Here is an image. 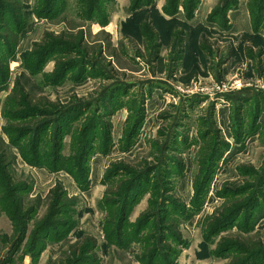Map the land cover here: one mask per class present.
<instances>
[{
	"label": "rangeland",
	"instance_id": "obj_1",
	"mask_svg": "<svg viewBox=\"0 0 264 264\" xmlns=\"http://www.w3.org/2000/svg\"><path fill=\"white\" fill-rule=\"evenodd\" d=\"M1 1L7 30L19 41L13 54L0 48L5 65L0 137L15 157L17 190L8 201L0 200V264H264V11L258 30L251 16L256 17L258 0H248L251 27L238 34L231 33L229 11H222L237 0H219L207 16L219 29L199 28L200 35L193 31L192 48L190 42L188 47L176 44L177 30L186 32L188 24L175 20L177 13L164 14L167 0L161 10L155 0H105V24L86 20L81 0ZM12 4H19L21 13ZM125 7L131 15L120 20ZM42 10H52V16L39 17ZM215 13L224 14L218 22L211 21ZM111 21L110 32L105 31ZM156 25L170 32L166 43ZM47 33L70 34L67 41L83 33L90 54L81 58L76 53L81 51L71 47L57 49L69 54L52 50L37 67L31 54L40 50ZM172 35H178L176 41ZM127 40L136 47L132 57L126 53ZM176 47L190 49L185 62L194 57L193 74L188 83L174 79L176 86H164L156 99L148 83L173 78ZM159 57L164 58L160 63ZM67 61L80 66L54 81L51 75ZM17 83L34 102L49 103V115L34 121L72 124L61 125L60 156L79 164L77 175L87 178V190L66 170L45 167L54 149V129L43 133L44 158L38 166L25 160L35 149L28 144L32 135L13 142L21 121L6 111L14 108L9 97ZM119 85L129 87L121 88L125 91L119 96L126 106L112 110L110 97ZM235 115L246 129L238 137ZM99 123L94 138L89 128ZM247 128L254 130L247 134ZM144 172L145 179L138 176ZM134 176L135 181L152 178L136 202L138 188L131 195L119 194L122 183ZM191 207V214L183 212ZM241 208L240 215H233ZM218 224H223L220 230Z\"/></svg>",
	"mask_w": 264,
	"mask_h": 264
},
{
	"label": "trees",
	"instance_id": "obj_2",
	"mask_svg": "<svg viewBox=\"0 0 264 264\" xmlns=\"http://www.w3.org/2000/svg\"><path fill=\"white\" fill-rule=\"evenodd\" d=\"M262 1H264V0H258L257 4L254 6L256 9V12H257V14H256L257 18L255 16H253L251 13L253 27L256 30H258V28L260 26V21L263 18L264 2L262 3ZM81 3L83 4L82 5L83 8H82L81 13H82V16L86 20L98 21V23H100V24H105L107 22L106 15H104L102 13L105 10L104 9V6L106 5L105 0H81ZM234 3L235 2L232 1L228 5L223 7L222 11L224 12V14H226L229 11V9L234 5ZM197 4H198V0H167V6L164 8V14L168 17H173V14L178 13L179 6L181 5L184 12L186 13L185 14L186 19L191 21L194 17V13H195ZM11 7H12L13 11H16L17 13H21V6L19 4H17L16 6L12 4ZM250 7H251V5H250ZM100 8H101V11L99 10ZM46 11L47 10H42L41 12H39L38 13L39 17L48 16L52 10H50L49 12H46ZM5 13H6V8H5L4 3L1 1L0 2V48L2 46H4L5 50L7 51V54L10 55V54L14 53V51H15L14 47L18 44L19 39H18L16 33H14L10 29L7 30L8 29L7 24H6L7 20L4 17ZM7 13H8V11H7ZM224 14L219 15V14L215 13L213 18H211V21L218 22V19H220V17L223 16ZM50 15L52 16V14H50ZM162 19L166 20L164 17H162ZM172 21H175V20L171 19L169 22H172ZM155 27H156L158 33L164 31L163 42L166 43L165 35H166V32L168 31V29L166 28L163 30L158 25H156ZM168 33H170V32L168 31ZM82 35H83V33H81V35H80L81 38L80 39L78 38V40H76V38L74 37L72 40L67 41L66 37H68V36L71 37V36H70V34L63 33L62 35H59L58 37H60V38L64 37L66 41L63 40V42L62 41L59 42V39H57L58 37H55L54 35H51L48 33L45 34L44 41H43L42 45L40 46V50L34 52L35 54H33V53L31 54L33 56L34 60L38 64L36 66L40 67L42 65L43 61L45 60V57L50 53L49 51H52V50L56 51L57 49H62L65 47H67V49H69V47H71V49H73V50L78 49V51H81V52H76V50H75L76 53H80L81 58L88 56L90 53L88 52V49L85 45V42H84ZM137 35L142 36V32L139 30L137 32ZM144 35H147V33H144ZM152 35H154V34H152ZM178 35H179V39H178V43L176 42L177 45L182 44V41H183V37H182L183 33H179ZM178 35H176V36L172 35L173 38L175 39V41L178 38ZM98 42H99L98 47H100L101 49H104V41H100L98 38ZM153 44L156 45L157 49L160 46V44L158 42H155ZM108 45L111 46L110 43H108ZM38 46L39 45H36V47H38ZM58 52L68 53V54L70 53V52H63V51H58ZM84 64L87 65V63H85V62H84ZM79 66H80V64H76V62L70 63L69 61H67V63L59 64L57 67V70L51 76H52V78H54V81H59L64 77V75L67 73V71L69 69H76ZM4 69H5V65H4L3 60L1 59V54H0V79L1 80H3L5 78ZM35 72H36V69L30 70L31 74H34ZM121 88L127 89L129 87L128 86L122 87V85L116 86V88L114 89L115 93L113 95H111L110 103L108 105V107L112 108V110H116V109H119L121 107L126 106L120 101V98H119V96L122 94V91L123 90L125 91V89H121ZM9 101L11 102V104L14 108H11L9 111L8 110L6 111L7 116L11 117L13 119H19V121H21V122H19V126L16 129V132H15L16 135L14 133H12L14 136H16V137L13 136L14 137L13 142H18L23 137L32 135V139L28 144L30 147L33 145L35 147V149H34L32 154H30V155L28 153L25 154V160H27V162H29L33 165L38 166L39 162L42 160V158H44L43 155H40V153H41L40 144L45 137L43 135V133L45 131L47 132L48 130H50V128H52V129H54V138H55L54 149H52V151H49L47 153L46 157H48V158H46V159H48L50 162L45 164V167H47L51 171H57L60 169L66 170L67 172H69L73 176V178H74L75 182L77 183V185L79 186V188H81L82 190H87L88 189L87 178H84L85 176L79 177L77 175V171H78V169H80L79 164H73L75 160H72V159L66 160L65 158H62L60 156V149L62 147V141H63V135H64V133H63L64 127L62 129L61 125H64V124H62L60 122L59 125L57 124V126L56 125L54 126L52 120L51 121L50 120H40L38 122L33 120L36 117L44 118L45 116L49 115L47 113L48 112L47 107H48L49 103L46 101L45 102L44 101L34 102L31 98L30 94L27 93L26 87L25 86H18V83L15 86V89H13L12 93L10 94ZM191 102H193V104H194L195 100H191ZM246 102H249V100L248 101L246 100ZM255 103H256L255 106H257V110H259V112L261 113L262 112L260 109L261 105L258 103V98H256V97H255ZM87 106H89V104ZM130 109H132V108L130 107ZM235 117L237 119V122H235V124L233 125V128L235 130L237 137L242 136V133L244 134L246 132V129L240 125V118L237 117L236 115H235ZM65 119H67V118H65ZM71 125L72 124L67 123L64 126H67L69 128V127H71ZM102 125L103 124L99 123V124H97L95 126H91L89 128L90 130L93 129L92 132H90V133H92V135H94V138H96L97 133H99V129H101ZM251 129H252V131L254 130V128H250V129L247 128V134L251 131ZM85 135H86V132H85ZM17 136L19 138H17ZM131 138H133V136ZM185 141H184V144H185ZM129 146H131V145H128V147ZM94 150H96L95 147H93L91 149L90 155L94 152ZM101 150L103 151L102 148H101ZM221 153L223 154V152H220V155L222 156ZM15 163H16L15 157L12 156V154H11V146L8 145L0 137V188L3 189V195L0 197L1 201L2 200L8 201L13 195L17 194V190L13 189L15 181H13V175H12V170L14 168ZM115 173H117V172H115ZM145 173H147V172H144L143 174L140 173L138 176L141 177L142 175H144L143 179H145ZM149 173L150 172H148V174ZM138 176H134L130 180L129 183L127 181L122 183L121 189L119 191V194L120 193L123 194V197H124L127 195V192L129 195H131L133 193V191L138 188L136 190L137 195L135 196L134 202H136L138 200L139 195H141V193L144 192V187L149 186V183L152 179V178H148L146 180L135 181ZM259 204H260V202H259ZM260 207L261 206H259L258 208L260 209ZM2 209L5 210L7 213L9 211L8 208H2ZM192 210L193 209L191 207V209H189V208L184 209L183 212L185 214H188V212L191 214ZM243 211H244V209L241 208V210L235 211L233 213V215H236V214L240 215L241 212H243ZM123 219H124V216H121V220H123ZM219 225H223V224H218L216 226L217 227L216 230H218L219 227L221 229V226H219ZM243 264H245V263H243Z\"/></svg>",
	"mask_w": 264,
	"mask_h": 264
},
{
	"label": "crops",
	"instance_id": "obj_3",
	"mask_svg": "<svg viewBox=\"0 0 264 264\" xmlns=\"http://www.w3.org/2000/svg\"><path fill=\"white\" fill-rule=\"evenodd\" d=\"M219 0H201V2L199 3L198 9L195 13V17L191 20V21H187V19L185 18L183 12H182V8L181 5L179 6L180 9L177 13V15L175 16V20L181 21V22H186V24H188V29L186 30V32L181 28L179 30H177V33H186V36H183V41L182 44L184 47H188V43L190 42V48L193 47L194 41H193V35L196 32L197 34H201L198 33V29L202 28L201 31H204V29L206 30L207 28H214V29H219V26L216 25H211L208 21H207V16L210 12V10H212V8L218 3ZM156 6L158 9H162V7L165 4V0H155ZM248 0H237L235 1L234 5L229 9V19H230V25L232 24L233 26V30L231 31V33L234 34H238L239 32H247L250 30V19H249V12H248ZM123 10L125 11V13H123V17L120 20L126 19L128 17H130V12L126 10V7L123 8ZM173 19V20H174ZM113 26V21H111V23L104 28L105 31H109V28ZM189 28L191 30V34L189 33ZM232 29V28H231ZM101 30V27H99V31ZM194 31V33H193ZM183 33V35H184ZM191 35V36H190ZM126 46V53L127 56L132 57V55L134 54L136 47L133 44V42H131L130 40H127V42L125 43ZM183 48V47H182ZM175 54L173 55L172 58V70L175 72L173 78H170V80L167 78H157L154 79L151 83H148L150 86H154V90H155V97L156 99H159L160 96L163 95V90L165 89L164 86H176L175 80L176 78L180 77V79L183 81H187L186 83H188V75H192V65H194L193 59L194 57H191L190 61L191 63H186L185 61L187 60V57H190V49L187 50L185 48L180 49V47H176L175 48ZM167 50V48H165V51ZM203 50L196 54V56L198 57V59H201L203 57ZM162 60H164L163 57H159L158 59V63H160ZM165 63H169L167 60H165ZM206 68V66L204 67ZM180 74L182 76H180ZM154 82V84H153ZM148 84L146 86H148Z\"/></svg>",
	"mask_w": 264,
	"mask_h": 264
}]
</instances>
